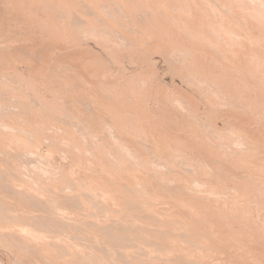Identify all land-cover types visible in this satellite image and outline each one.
<instances>
[{
	"label": "rangeland",
	"instance_id": "rangeland-1",
	"mask_svg": "<svg viewBox=\"0 0 264 264\" xmlns=\"http://www.w3.org/2000/svg\"><path fill=\"white\" fill-rule=\"evenodd\" d=\"M0 79V264H264V0H0Z\"/></svg>",
	"mask_w": 264,
	"mask_h": 264
},
{
	"label": "bare ground",
	"instance_id": "bare-ground-1",
	"mask_svg": "<svg viewBox=\"0 0 264 264\" xmlns=\"http://www.w3.org/2000/svg\"><path fill=\"white\" fill-rule=\"evenodd\" d=\"M90 1V0H89ZM94 1V0H93ZM262 1V0H261ZM83 2V1H82ZM86 2V1H85ZM181 2V1H180ZM189 2V1H188ZM187 2V3H188ZM236 2V1H235ZM244 2V1H243ZM191 3V2H190ZM199 3V2H198ZM224 3V2H223ZM256 3V2H255ZM24 4V3H23ZM90 4V3H89ZM195 4H196V2H195ZM212 4V3H211ZM230 4V3H229ZM241 4V3H240ZM261 4V3H260ZM88 5V4H87ZM93 5V4H92ZM149 5V4H148ZM228 5V4H227ZM234 5V4H233ZM22 6V5H21ZM96 6V5H95ZM103 6V5H102ZM143 6V5H142ZM158 6V5H157ZM156 6V7H157ZM170 6V5H169ZM244 6V5H243ZM91 7V6H90ZM153 7V6H152ZM155 7V8H156ZM167 7V6H166ZM88 8V7H87ZM102 8V7H101ZM170 8V7H169ZM188 8H189V6H188ZM194 8H196V7H194ZM201 8V7H200ZM19 9V8H18ZM27 9V8H26ZM51 9V8H50ZM93 9V8H92ZM97 9V8H96ZM134 9V8H133ZM143 9V8H142ZM158 9V8H157ZM168 9V8H167ZM173 9V8H172ZM189 9H191V8H189ZM212 9V8H211ZM20 10V9H19ZM23 10V9H22ZM30 10V9H29ZM102 10H103V8H102ZM108 10V9H107ZM150 10V9H149ZM228 10V9H227ZM234 10V9H233ZM31 11V10H30ZM145 11H147V10H145ZM172 11V10H171ZM170 11V12H171ZM192 11V10H191ZM25 12V11H24ZM62 12V11H61ZM82 12V11H81ZM90 12V11H89ZM160 12V11H159ZM158 12V13H159ZM162 12V11H161ZM177 12V11H176ZM180 12V11H179ZM186 12V11H185ZM213 12V11H212ZM21 13V12H20ZM101 13V12H100ZM99 13V14H100ZM131 13V12H130ZM174 13V12H173ZM206 13V12H205ZM22 14V13H21ZM115 14V13H114ZM120 14V13H119ZM123 14V13H122ZM153 14V13H152ZM166 14H168V13H166ZM209 14V13H208ZM17 15H19V14H17ZM145 15V14H144ZM156 15H157V13H156ZM176 15V14H175ZM179 16L181 15V14H178ZM177 15V16H178ZM243 15V14H242ZM28 16V15H27ZM31 16V15H30ZM79 16V15H78ZM147 16V15H146ZM6 17V16H5ZM79 17H81V16H79ZM104 17V16H103ZM115 17V16H114ZM153 17V16H152ZM169 17V16H168ZM172 17V16H171ZM206 17V16H205ZM261 17V16H260ZM71 18V17H70ZM77 18V17H76ZM76 18H74L75 20H77ZM134 18V17H133ZM151 18V17H150ZM46 19V18H45ZM73 19V20H74ZM107 19V18H106ZM180 19V18H179ZM186 19H187V17H186ZM126 20V19H125ZM174 20H176V19H174ZM219 20V19H218ZM27 21V20H26ZM35 21V20H34ZM39 21V20H38ZM153 21V20H152ZM167 21V20H166ZM179 21V20H178ZM177 21V22H178ZM183 21V20H182ZM28 22V21H27ZM31 22V21H30ZM36 22V21H35ZM73 22V21H72ZM77 22V21H76ZM144 22V21H143ZM180 22V21H179ZM187 22V21H186ZM192 22V21H191ZM190 22V23H191ZM32 23V22H31ZM140 23V22H139ZM145 23V22H144ZM216 23H217V21H216ZM33 24V23H32ZM35 24V23H34ZM50 24V23H49ZM157 24V23H156ZM181 24V23H180ZM183 24H185V23H183ZM210 24H211V22H210ZM203 25V24H202ZM219 25V24H218ZM52 27H54V26H52ZM112 27V26H111ZM170 27V26H169ZM181 27V26H180ZM179 27V28H180ZM182 27H184V26H182ZM202 27V26H201ZM214 27V26H213ZM145 28H146V24H145ZM198 28V27H197ZM221 28H224V27H221ZM226 28V27H225ZM28 29V28H27ZM29 29H30V27H29ZM104 29H106V28H104ZM188 29V28H187ZM200 29V28H199ZM207 29V28H206ZM33 30V29H32ZM38 30V29H37ZM36 30V31H37ZM109 30V29H108ZM150 30V29H149ZM210 30V29H209ZM209 30H208V32H209ZM216 30V29H215ZM24 31V30H23ZM45 31V30H44ZM56 31V30H55ZM61 31V30H60ZM196 31H197V29H196ZM16 32V31H15ZM22 32V31H21ZM106 32V31H105ZM140 32V31H139ZM142 32V31H141ZM201 32H203V31H201ZM200 32V33H201ZM211 32V31H210ZM217 32V31H216ZM13 33V32H12ZM29 33V32H28ZM39 33V32H38ZM96 33V32H95ZM94 33V34H95ZM194 33V32H193ZM197 33V32H196ZM14 34V33H13ZM13 34H11L12 36H13ZM21 34V33H20ZM31 34V33H30ZM40 34H42V33H40ZM85 34V33H84ZM111 34V33H110ZM117 34V33H116ZM116 34H115V36H116ZM135 34V33H134ZM204 34V33H203ZM35 35H38V34H35ZM149 35V34H148ZM205 35V34H204ZM211 35V34H210ZM22 36V35H21ZM24 36H26V35H24ZM131 36V35H130ZM194 36V35H193ZM192 36V37H193ZM203 36V35H202ZM213 36V35H212ZM218 36V35H217ZM16 37V36H15ZM42 37V36H41ZM56 37V36H55ZM113 37V36H112ZM123 37V36H122ZM121 37V38H122ZM195 37V36H194ZM237 37V36H236ZM35 38V37H34ZM38 38V37H37ZM83 38V37H82ZM141 38V37H140ZM199 38V37H198ZM207 38H208V36H207ZM225 38V37H224ZM227 38V37H226ZM23 39V38H22ZM21 39V40H22ZM25 39V38H24ZM54 39V38H53ZM229 39V38H228ZM239 39V38H238ZM18 40V39H17ZM46 40V39H45ZM122 40V39H121ZM128 40V39H127ZM129 40H131V39H129ZM225 40V39H224ZM12 41V40H11ZM44 41V40H43ZM52 41H54V40H52ZM105 41V40H104ZM126 41V40H125ZM203 41V40H202ZM210 41H211V39H210ZM214 41V40H213ZM220 40H218V42H219ZM241 41V40H240ZM198 42V41H197ZM223 42V41H222ZM32 43V42H31ZM43 43V42H42ZM204 43V42H203ZM233 43V42H232ZM44 44H46V43H44ZM205 44H206V42H205ZM204 44V45H205ZM209 44V43H208ZM217 44V43H216ZM13 45V44H12ZM11 45V46H12ZM28 45V44H27ZM119 45V44H118ZM227 45V44H226ZM229 45H230V43H229ZM17 46V45H16ZM36 47V46H35ZM77 47V46H76ZM112 47V46H111ZM223 47H225V46H223ZM19 48V47H18ZM52 48V47H51ZM182 48V47H181ZM214 48V47H213ZM231 48V47H230ZM10 49V48H9ZM28 49V48H27ZM42 49V48H41ZM58 49H59V47H58ZM69 49V48H68ZM52 50V49H51ZM176 50V49H175ZM183 50V49H182ZM214 50V49H213ZM218 50V49H217ZM185 51V50H184ZM62 52V51H61ZM220 52V51H219ZM185 53V52H184ZM22 54H24V53H22ZM36 54V53H35ZM59 54V53H58ZM25 55V54H24ZM40 55V54H39ZM47 55V54H46ZM49 55V54H48ZM177 55V54H176ZM180 55V54H179ZM184 55V54H183ZM220 55V54H219ZM218 55V56H219ZM223 55V54H222ZM221 55V56H222ZM235 55V54H234ZM82 56V55H81ZM169 56H171V55H169ZM185 56V55H184ZM188 56H190V55H188ZM28 57V56H27ZM177 57V56H176ZM220 57V56H219ZM25 58V57H24ZM73 58V57H72ZM57 59V58H56ZM59 59V58H58ZM178 59V58H177ZM180 59V58H179ZM24 60V59H23ZM42 60V59H41ZM54 60V59H53ZM85 60V59H84ZM221 60V59H220ZM43 61V60H42ZM42 61H40V62H42ZM76 61V60H75ZM178 61V60H177ZM62 62V61H61ZM61 62H60V64H61ZM86 62V61H85ZM36 63V62H35ZM79 63V62H78ZM67 64V63H66ZM182 64V63H181ZM33 65V64H32ZM65 65V64H64ZM78 65V64H77ZM224 65V64H223ZM55 66V65H54ZM61 66V65H60ZM66 66V65H65ZM67 67V66H66ZM68 68V67H67ZM74 68V67H73ZM84 68V67H83ZM224 68V67H223ZM35 69V68H34ZM55 69V68H54ZM64 69H66V68H64ZM79 69H81V68H79ZM35 70H37V69H35ZM69 71V70H68ZM74 71V70H73ZM79 71V70H78ZM90 71V70H89ZM86 72V71H85ZM39 73V72H38ZM52 73V72H51ZM263 73V72H262ZM45 75V74H44ZM49 75V74H48ZM61 75V74H60ZM190 75V74H189ZM196 75V74H195ZM55 76V75H54ZM62 76V75H61ZM60 76V77H61ZM77 76V75H76ZM79 76V75H78ZM77 76V77H78ZM90 76V75H89ZM10 77H12V76H10ZM9 77V78H10ZM53 77V76H52ZM3 78V77H2ZM7 78V77H6ZM45 78V77H44ZM62 78V77H61ZM82 78V77H81ZM103 78H105V77H103ZM134 78V77H133ZM73 79V78H72ZM76 79H78V78H76ZM75 79V80H76ZM114 79V78H113ZM198 79V78H197ZM1 80V79H0ZM51 79H49V81H50ZM61 80H63V78L61 79ZM82 80H84V79H82ZM216 80V79H215ZM33 81V80H32ZM64 81V80H63ZM148 81V80H147ZM0 82H2V81H0ZM61 82V81H60ZM7 83V82H6ZM58 83V82H57ZM63 83V82H62ZM68 83V82H67ZM89 83V82H88ZM31 84V83H30ZM66 84V83H65ZM75 84V83H74ZM101 84V83H100ZM102 85V84H101ZM214 85V84H213ZM69 86V85H68ZM93 86H94V84H93ZM80 87H82V86H80ZM118 87V86H117ZM150 87V86H149ZM109 88H111V86L109 87ZM112 88H114V87H112ZM116 88V87H115ZM209 88H211V87H209ZM76 89V88H75ZM69 90V89H68ZM67 90V91H68ZM71 90V89H70ZM82 90V89H81ZM104 90V89H103ZM154 90V89H153ZM1 91V90H0ZM100 91V90H99ZM113 91H114V89H113ZM138 91V90H137ZM140 91V90H139ZM74 92V91H73ZM84 92V91H83ZM57 93V92H56ZM92 93V92H91ZM110 93V92H109ZM31 94V93H30ZM89 95V94H88ZM108 95V94H107ZM158 95V94H157ZM218 95V94H217ZM216 95V96H217ZM55 96V95H54ZM95 96V95H94ZM106 96V95H105ZM56 97V96H55ZM72 97V96H71ZM77 97H79V96H77ZM136 97V96H135ZM174 97V96H173ZM257 97V96H256ZM14 98V97H13ZM75 98V97H74ZM118 97H116V99H117ZM153 98V97H152ZM222 98V97H221ZM226 98V97H225ZM57 99V98H56ZM82 99V98H81ZM88 99V98H87ZM112 99V98H111ZM13 100V99H12ZM42 100V99H41ZM60 100V99H59ZM66 100V99H65ZM79 100V99H78ZM127 100V99H126ZM143 100V99H142ZM219 100H220V98H219ZM33 101H35V100H33ZM37 101H38V99H37ZM67 101V100H66ZM84 101V100H83ZM95 100H93V102H94ZM98 101H100V100H98ZM217 101V100H216ZM44 102V101H43ZM129 102V101H128ZM54 103V102H53ZM73 103V102H72ZM97 103H99V102H97ZM124 103V102H123ZM224 103V102H223ZM46 104H47V102H46ZM55 104V103H54ZM69 104H71V102L69 103ZM75 104H77V103H75ZM126 104H127V102H126ZM99 105H101V103L99 104ZM227 105V104H226ZM33 106V105H32ZM43 106H44V104H43ZM55 106H56V104H55ZM91 106V105H90ZM106 106V105H105ZM105 106H103V107H105ZM114 106H116V105H114ZM118 106H119V104H118ZM66 107H68V106H66ZM111 107V106H110ZM127 107V106H126ZM225 107V106H224ZM1 108V107H0ZM43 108V107H42ZM49 107H47V109H48ZM53 108V107H52ZM18 109V108H17ZM57 109H59V108H57ZM72 109V108H71ZM77 108H75V110H76ZM117 109V108H116ZM231 109V108H230ZM235 109V108H234ZM44 110H45V108H44ZM53 110V109H52ZM84 110V109H83ZM86 110V109H85ZM93 110V109H92ZM121 110V109H120ZM58 111H60V110H58ZM2 112V111H1ZM10 112V111H9ZM56 112V111H55ZM72 112H74V111H72ZM114 113V112H113ZM129 113V112H128ZM95 114V113H94ZM3 115V114H2ZM50 115V114H49ZM52 115V114H51ZM75 115H77V113L75 114ZM109 114H107V116H108ZM125 115V114H124ZM128 115V114H127ZM63 116V115H62ZM66 116V115H65ZM60 117V116H59ZM59 117L57 116V118L59 119ZM69 117H71V116H69ZM75 117V116H74ZM78 117V116H77ZM122 117V116H121ZM65 118V117H64ZM85 118V117H84ZM55 119V118H54ZM69 119V118H68ZM72 119V118H71ZM79 119H81V118H79ZM61 120V119H60ZM78 120V119H77ZM87 120V119H86ZM88 120H90V119H88ZM116 120H118V119H116ZM123 120V119H122ZM119 121V120H118ZM64 122V121H63ZM2 123V122H1ZM65 123H66V121H65ZM111 123H113V122H111ZM98 124V123H97ZM100 124V123H99ZM105 124H107V123H105ZM63 125H64V123H63ZM92 125V124H91ZM109 125V124H108ZM114 125V124H113ZM241 125V124H240ZM245 125V124H244ZM2 126V125H1ZM66 126V125H65ZM94 126V125H93ZM9 127V126H8ZM133 127V126H132ZM242 127V126H241ZM2 128V127H1ZM4 128V127H3ZM10 128V127H9ZM65 128V127H64ZM73 128V127H72ZM89 128V127H88ZM91 128H92V126H91ZM126 128H128V126L126 127ZM233 128V127H232ZM53 129V128H52ZM102 129V128H101ZM100 129V130H101ZM109 129V128H108ZM6 130V129H5ZM44 130H46V129H44ZM97 130V129H96ZM144 130V129H143ZM36 131V130H35ZM89 131V130H88ZM97 131H99V130H97ZM96 131V132H97ZM234 131V130H233ZM91 132V131H90ZM95 132V131H94ZM106 132V131H105ZM116 132H118V131H116ZM228 132V131H227ZM13 133V132H12ZM133 133V132H132ZM10 134V133H9ZM109 134V133H108ZM121 134H122V132H121ZM233 135V134H232ZM36 136H38L37 134H36ZM88 136V135H87ZM97 136V135H96ZM251 136V135H250ZM3 137H5L4 135H3ZM39 137V136H38ZM41 137V136H40ZM39 137V138H40ZM89 137V136H88ZM108 137V136H107ZM120 137V136H119ZM236 137V136H235ZM244 137V136H243ZM247 137V136H246ZM48 138V137H47ZM117 138V137H116ZM124 138V137H123ZM126 138V137H125ZM249 138V137H248ZM95 139H97V138H95ZM102 139V138H101ZM108 139V138H107ZM110 139V138H109ZM210 140V139H209ZM238 140V139H237ZM241 140V139H240ZM250 140V139H249ZM254 140V139H253ZM91 141H92V139H91ZM109 141V140H108ZM118 141V140H117ZM228 141V140H227ZM4 142V141H3ZM17 142V141H16ZM121 142V141H120ZM126 142V141H125ZM149 142V141H148ZM222 142V141H221ZM254 142H255V140H254ZM19 143V142H18ZM99 143V142H98ZM142 143V142H141ZM155 143H156V141H155ZM225 143V142H224ZM223 143V144H224ZM251 143V142H250ZM73 144V143H72ZM94 144V143H93ZM105 144H107V143H105ZM161 144V143H160ZM242 144V143H241ZM260 144V143H259ZM108 145V144H107ZM137 146V145H136ZM101 147H102V145H101ZM114 147V146H113ZM148 147H150V146H148ZM253 147V146H252ZM106 148V147H105ZM112 148V147H111ZM116 148V147H115ZM114 148V149H115ZM152 148V147H151ZM162 148V147H161ZM242 148V147H241ZM3 149H5V148H3ZM17 149V148H16ZM92 149V148H91ZM104 149V148H103ZM110 149V148H109ZM124 149V148H123ZM128 149H129V146H128ZM179 149V148H178ZM238 149H239V147H238ZM244 149V148H243ZM22 150H23V148H22ZM25 150V149H24ZM117 150V149H116ZM121 150V149H120ZM126 150V149H125ZM130 150V149H129ZM142 151H143V148L141 149ZM170 150V149H169ZM7 151V150H6ZM16 151V150H15ZM26 151V150H25ZM92 151V150H91ZM111 151V150H110ZM132 151V150H131ZM129 152L128 153V151L127 152H123L122 154H116V155H118V156H116V157H122V160L121 159H119V161L117 160V161H113V162H116V163H113V165H112V167H110L111 169H113L114 171L116 170V172L117 171H119L120 172V174H122V176L125 178L124 180L125 181H127L128 183H130L131 185L130 186H132V184L133 185H135V187H139V184H147V186H146V189L148 188V190L150 191V192H153V191H157V190H159L160 189V186L162 185L163 187L165 186L166 188H174V185L171 183V181L169 180L170 178H171V175H173V174H171V171L172 170H170V167L169 166H174V165H171L170 163L169 164H167V162H166V164L168 165V167H166V169H164V168H161V171L159 172V170L156 172V173H160V174H162V176H164V178L162 177V179H161V177H160V181L159 182H157V180H159V178L157 177L158 175H156L155 176V174L156 173H152V174H154V175H152L151 173H150V169H148L149 171L144 175V174H142V175H144L143 177H144V179L143 180H145V183H141L139 180L140 179H137L136 178V176L138 177V173H139V171L138 170H142L141 168H142V166H143V164L142 163H140L141 162V160H140V162L138 161V162H133L130 158H131V156H133V152L134 151H132V152ZM154 151V150H153ZM159 151V150H158ZM163 151V150H162ZM226 151V150H225ZM246 151V150H245ZM248 151V150H247ZM17 152V151H16ZM35 152V151H34ZM107 152V151H106ZM117 152V151H116ZM144 152V151H143ZM237 152V151H236ZM18 153V152H17ZM95 153V152H94ZM132 153V154H131ZM214 153V152H213ZM244 153V152H243ZM6 154H8V153H6ZM16 154V153H15ZM23 154V153H22ZM28 154V155H27ZM34 154H36V153H34ZM109 154V153H108ZM250 154V153H249ZM134 155H136V154H134ZM176 155V154H175ZM178 155V154H177ZM245 155V154H244ZM258 155V154H257ZM2 156H4V155H2ZM15 156V155H14ZM21 156H23V157H25V158H29V159H32V160H34L35 158H33L32 157V153L30 154V153H26V154H23V155H21ZM27 156H29V157H27ZM96 156V155H95ZM144 156V155H143ZM216 156V155H215ZM6 157V156H5ZM15 157H17V156H15ZM22 157V158H23ZM31 157V158H30ZM34 157H36V156H34ZM39 157V156H38ZM98 157V156H97ZM156 157H158V156H156ZM155 157V158H156ZM1 158V157H0ZM19 158H20V156H19ZM108 158H110V156H108ZM139 158V157H138ZM146 158V157H145ZM159 158V157H158ZM174 158V157H173ZM21 159V158H20ZM27 159H25V160H27ZM142 159H144V158H142ZM222 159V158H221ZM237 159V158H236ZM4 160V159H3ZM116 160V159H115ZM145 160V159H144ZM5 161V160H4ZM7 161V160H6ZM16 161H18V160H16ZM15 161V162H16ZM155 161V160H154ZM171 161H174V160H171ZM259 161V160H258ZM8 162V161H7ZM24 162V161H23ZM31 162H33V161H31ZM30 162V163H31ZM40 162V161H39ZM119 162V164H117ZM148 162V161H147ZM160 162V161H159ZM170 162V161H169ZM191 162V161H190ZM224 162V161H223ZM3 163V162H2ZM2 163H0V164H2ZM18 163H19V161H18ZM36 163V162H35ZM38 163V162H37ZM36 163V164H37ZM110 163V162H109ZM173 163H175V161L173 162ZM177 163V162H176ZM27 164V163H26ZM39 164V163H38ZM112 164V163H111ZM151 164V163H150ZM165 164V163H164ZM182 164V163H181ZM195 164V163H194ZM32 165V164H31ZM44 165H46V164H44ZM228 165V164H227ZM263 165V164H262ZM11 166V165H10ZM9 166V167H10ZM15 166V165H14ZM30 166V165H29ZM160 166H161V164H160ZM8 167V166H7ZM17 167H18V165H17ZM228 167V166H227ZM247 167V166H246ZM39 168V167H38ZM109 168V167H108ZM107 168V169H108ZM174 168V167H173ZM210 168V167H209ZM220 168V167H219ZM6 169V168H5ZM14 169H15V167H14ZM27 169V168H26ZM106 169V168H105ZM106 169V170H107ZM160 169V168H159ZM203 169V168H202ZM8 170H10V169H8ZM178 170V169H177ZM194 170V169H193ZM227 170V169H226ZM20 171V170H19ZM47 171V170H46ZM174 171V170H173ZM204 171V170H203ZM247 171V170H246ZM256 171V170H255ZM15 172V171H14ZM166 172H167V174H166ZM249 172H250V170H249ZM16 173V172H15ZM112 173V172H111ZM142 173H144V172H142ZM174 173V172H173ZM206 173V172H205ZM226 173V172H225ZM253 174V173H252ZM10 175V174H9ZM22 177H23V175L22 174H20ZM25 175H26V173H25ZM115 175V174H114ZM168 175H170V177L168 176ZM5 176V175H4ZM3 176V177H4ZM116 176V175H115ZM175 176V175H174ZM180 176V175H179ZM217 176V175H216ZM221 176V175H220ZM252 176V175H251ZM182 177V176H181ZM224 177V176H223ZM18 178V177H17ZM16 178V179H17ZM33 179H35L34 177H32ZM43 178V177H42ZM68 178V177H67ZM155 178V179H154ZM157 178V179H156ZM183 178V177H182ZM237 178V177H236ZM23 179H25V178H23ZM26 179H29V178H26ZM117 179H119V178H117ZM123 179V178H122ZM163 179H165V181L163 180ZM172 179V178H171ZM221 179H222V177H221ZM226 179V178H225ZM3 180H5V179H3ZM32 180V179H31ZM37 180V179H36ZM109 180V179H108ZM173 180V179H172ZM181 180V179H180ZM219 180H220V178H219ZM218 180V181H219ZM228 180H230V179H228ZM232 180V179H231ZM242 180L244 181V179L242 178ZM259 180V179H258ZM27 181V180H26ZM25 181V182H26ZM44 181V180H43ZM42 181V182H43ZM164 181V182H163ZM227 181V180H226ZM30 182V181H29ZM37 182H39L40 183V181H37ZM46 182V181H45ZM47 182H49V181H47ZM107 182V181H106ZM114 182V181H113ZM124 182V181H123ZM175 182H176V180H175ZM180 182V181H179ZM191 182V181H190ZM235 182V181H234ZM1 183V182H0ZM17 183V182H16ZM34 184L36 183V181H34L33 182ZM119 183H121V182H119ZM160 183V184H159ZM180 183H182V182H180ZM224 183H225V181H224ZM189 184V183H188ZM31 185H33V184H31ZM61 185V184H60ZM62 185H63V183H62ZM122 185V184H121ZM160 185V186H159ZM6 186V185H5ZM26 186V185H25ZM42 186V185H41ZM65 186V185H64ZM68 186V185H67ZM70 186V185H69ZM116 185H114V187H115ZM119 186V185H118ZM161 186V188H163ZM189 186V185H188ZM9 187V186H8ZM27 187V186H26ZM26 187H25V189H26ZM62 187V186H61ZM66 187V186H65ZM134 187V186H133ZM143 187V186H142ZM198 187V186H197ZM242 187V186H241ZM19 188V187H18ZM36 188H38V187H36ZM40 188V187H39ZM49 188V187H48ZM62 188H64V187H62ZM119 188H121V187H119ZM123 188V187H122ZM186 188H187V186H186ZM250 188V187H249ZM252 188V187H251ZM257 188H258V186H257ZM29 189V188H28ZM42 189H44L43 187H42ZM42 189H40V190H42ZM52 189V188H51ZM51 189H49V191L50 192H52L51 191ZM93 189V188H92ZM91 189V190H92ZM96 189V188H95ZM140 189V188H139ZM164 189V188H163ZM4 190V189H3ZM53 190V189H52ZM88 190V189H87ZM91 190H89L90 192H92ZM138 190V189H137ZM186 190V189H185ZM188 190V189H187ZM196 190V189H195ZM194 190V191H195ZM210 190V189H209ZM6 191V190H5ZM16 191H19V190H16ZM26 191H27V189H26ZM33 191V190H32ZM123 191V190H122ZM135 191V190H134ZM139 191V190H138ZM143 191V190H142ZM55 192V191H54ZM126 192V191H125ZM163 192H165V191H163ZM172 192V191H171ZM190 192V191H189ZM248 192V191H247ZM0 193H2V192H0ZM11 193V192H10ZM21 193V192H20ZM66 192H64V193H62V194H65ZM85 193V192H84ZM146 193H149V192H146ZM187 193V192H186ZM200 193V192H199ZM17 194H18V192H17ZM30 194V193H29ZM34 194V193H33ZM48 194H50V193H48ZM47 194V195H48ZM52 195L54 194V193H51ZM162 194V193H161ZM24 195V194H23ZM51 195V197H53ZM55 195V194H54ZM61 194H59V196H60ZM65 195H67V193L65 194ZM83 195H85V194H83ZM174 195V194H173ZM9 195H7V197H8ZM19 196V195H18ZM20 196H22V195H20ZM25 196V195H24ZM68 196H69V194H68ZM80 196V195H79ZM99 196V195H98ZM139 196V195H138ZM190 196V195H189ZM7 197H4V198H6V200L4 199V198H2V202L1 203H3L4 201L5 202H7V201H9L8 199H7ZM10 197V196H9ZM50 197V196H49ZM55 197H56V195H55ZM55 197H53V201L55 200L54 198ZM64 197V196H63ZM62 197V198H63ZM71 197V196H70ZM148 197V196H147ZM216 197V196H215ZM18 198V197H17ZM33 198H37V197H33ZM57 198V197H56ZM66 198V197H65ZM72 198H74V197H72ZM177 198V197H176ZM10 199V198H9ZM46 199V198H45ZM49 199V198H48ZM47 199V200H48ZM66 199H69V198H66ZM75 199H76V197H75ZM78 199V198H77ZM77 199H76V202H77ZM98 199V198H97ZM97 199L95 198V195H92V194H86L85 196H83V200H82V198L80 199L81 200V202L83 201L84 202V205L86 206H90V207H92V206H97L96 205V203H99L100 202V200H99V202L97 201ZM145 199V198H144ZM178 199V198H177ZM181 199V198H180ZM194 199V198H193ZM1 200V199H0ZM17 200H19V198L17 199ZM46 200V201H47ZM59 200H62L61 199V197H60V199ZM64 200V199H63ZM62 200V201H63ZM137 200V199H136ZM169 200V199H168ZM16 201V200H15ZM27 201V200H26ZM39 201V200H38ZM49 201V200H48ZM51 201H52V199H51ZM58 200H56V202H57ZM65 201V200H64ZM79 201V200H78ZM126 201V200H125ZM145 201V200H144ZM175 201V200H174ZM20 202H22V201H20ZM31 202V201H30ZM43 202V201H42ZM41 202V203H42ZM55 202V201H54ZM81 202H80V204H81ZM11 203V202H10ZM14 203V202H13ZM34 203V202H33ZM39 203V202H38ZM44 203V202H43ZM52 203V202H51ZM57 203H60V202H57ZM56 203V204H57ZM68 203V202H67ZM73 203V202H72ZM151 202H149V204H150ZM5 204H7V203H5ZM20 204V203H19ZM61 204H64V202H62ZM100 204V203H99ZM135 204V203H134ZM137 204V203H136ZM152 204V203H151ZM8 205V204H7ZM11 205V204H10ZM24 206H25V204H23ZM47 205V204H46ZM46 205H44L45 207H46ZM58 205V204H57ZM71 205V204H70ZM155 205V204H154ZM12 206V205H11ZM54 206V205H53ZM183 206V205H182ZM181 206V207H182ZM2 207V206H1ZM6 207V206H5ZM76 207V206H75ZM129 207H131V206H129ZM134 207V206H133ZM145 207V206H144ZM180 207V206H179ZM14 208V207H13ZM15 208H17V207H15ZM174 207H172L171 209H173ZM184 208V207H183ZM30 209V208H29ZM55 209V208H54ZM62 209H64V208H62ZM73 209H76V208H73ZM171 209H169V210H171ZM189 209V208H188ZM15 210V209H14ZM26 210H28V209H26ZM51 210V209H50ZM157 210V209H156ZM175 210V209H174ZM173 210V211H174ZM186 210V209H185ZM216 210V209H215ZM1 211V210H0ZM31 211V210H30ZM55 211V210H54ZM75 211V210H74ZM203 211V210H202ZM201 211V212H202ZM15 212H17V211H15ZM24 212H25V210H24ZM27 212V211H26ZM50 212V211H49ZM84 212V211H83ZM101 212V211H100ZM9 213V212H8ZM50 213H52V212H50ZM147 213V212H146ZM177 213V212H176ZM41 214H43V213H41ZM56 214V213H55ZM92 213H90V215H91ZM96 214V213H95ZM189 214V213H188ZM206 214V213H205ZM14 215V214H13ZM25 215V214H24ZM48 215H50V214H48ZM61 215H63L62 213H61ZM185 215V214H184ZM191 215V214H190ZM210 215V214H209ZM29 216V215H28ZM36 216V215H35ZM51 216V215H50ZM68 216V215H67ZM205 216H207V215H205ZM1 217V216H0ZM19 217V216H18ZM45 217V216H44ZM56 217H57V215H56ZM61 217V216H60ZM76 217V216H75ZM182 217V216H181ZM23 218V217H22ZM38 218V217H37ZM42 218V217H41ZM45 218H47V217H45ZM62 218H64V217H62ZM71 218H74V217H71ZM24 219V218H23ZM27 219V218H26ZM151 219V218H150ZM156 219H157V217H156ZM182 219V218H181ZM202 219V218H201ZM231 219V218H230ZM240 219V218H239ZM25 220V219H24ZM48 220V219H47ZM50 220V219H49ZM62 220V219H61ZM75 220H77V219H75ZM56 221V220H55ZM64 221H66V220H64ZM71 221V220H70ZM190 221V220H189ZM11 222V221H10ZM54 222V221H53ZM53 222H52V224H53ZM72 222V221H71ZM144 222V221H143ZM157 222H158V220H157ZM248 222V221H247ZM59 222H57V224H58ZM76 223V222H75ZM145 223V222H144ZM45 224H46V222H45ZM48 224V223H47ZM73 224V223H72ZM77 224V223H76ZM48 225H50V224H48ZM62 225V224H61ZM65 225V224H64ZM2 226H4L3 224H2ZM1 226V227H2ZM7 226V225H6ZM46 226V225H45ZM60 226V225H59ZM58 226V227H59ZM77 226V225H76ZM230 226V225H229ZM61 227V226H60ZM142 227V226H141ZM10 228V227H9ZM67 228V227H66ZM77 228V227H76ZM191 228V227H190ZM222 228H223V226H222ZM228 228V227H227ZM1 229V228H0ZM57 229V228H56ZM150 229V228H149ZM61 230V229H60ZM59 230V231H60ZM81 230V229H80ZM203 230V229H202ZM208 230V229H207ZM237 230V229H236ZM46 231V230H45ZM149 231H151V230H149ZM200 231V230H199ZM241 231V230H240ZM56 232V231H55ZM67 232V231H66ZM229 232V231H228ZM262 232V231H261ZM64 233V232H63ZM131 233V232H130ZM145 233V232H144ZM159 233V232H158ZM18 234V233H17ZM48 234V233H47ZM146 234V233H145ZM170 234V233H169ZM230 234V233H229ZM256 234V233H255ZM51 235V234H50ZM56 235V234H55ZM131 235V234H130ZM133 235V234H132ZM147 235V234H146ZM11 236V235H10ZM63 236L64 235H61V237H62V239H64V240H67L66 238L67 237H64L63 238ZM66 236V235H65ZM12 237V236H11ZM55 237V236H54ZM57 237V236H56ZM60 237V238H61ZM137 237V236H136ZM170 237V236H169ZM248 238V237H247ZM26 239V238H25ZM127 239V238H126ZM194 239H195V237H194ZM17 240V239H16ZM14 241V240H13ZM232 241V240H231ZM129 242V241H128ZM247 242V241H246ZM91 243V242H90ZM207 243V242H206ZM219 243V242H218ZM9 244H11V242H9ZM139 244V243H138ZM188 245V244H187ZM58 246V245H57ZM66 246V245H65ZM190 246V245H189ZM245 246V245H244ZM21 247V246H20ZM36 247V246H35ZM60 247V246H59ZM118 247V246H117ZM238 247V246H237ZM258 248V247H257ZM15 249V248H14ZM75 249V248H74ZM121 249V248H120ZM123 249V248H122ZM131 249V248H130ZM10 250V249H9ZM128 250V249H127ZM62 251V250H61ZM130 251V250H129ZM69 252V251H68ZM73 252H75V251H73ZM118 252V251H117ZM224 252V251H223ZM252 252V251H251ZM65 253V252H64ZM41 254V253H40ZM129 254V253H128ZM166 254V253H165ZM43 255V254H42ZM44 255H46V254H44ZM70 255V254H69ZM77 255V254H76ZM123 255V254H122ZM41 256V255H40ZM132 257V256H131ZM140 257V256H139ZM162 257V256H161ZM122 258V257H121ZM133 258V257H132ZM41 259V258H40ZM123 259V258H122ZM128 259V258H127ZM126 259V260H127ZM150 259H153V257L152 258H150ZM195 259V258H194ZM144 260V259H143ZM160 260V259H159ZM152 261V260H151ZM166 262H167V260H166ZM170 262H172V261H170ZM39 263V262H38ZM79 263V262H78ZM235 264V263H234Z\"/></svg>",
	"mask_w": 264,
	"mask_h": 264
}]
</instances>
